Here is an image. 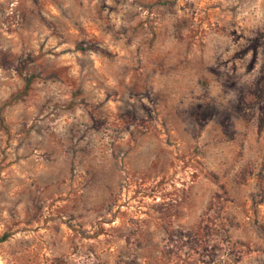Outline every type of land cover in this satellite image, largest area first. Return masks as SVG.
Masks as SVG:
<instances>
[{
    "label": "rangeland",
    "instance_id": "374dc122",
    "mask_svg": "<svg viewBox=\"0 0 264 264\" xmlns=\"http://www.w3.org/2000/svg\"><path fill=\"white\" fill-rule=\"evenodd\" d=\"M264 0H0V264H264Z\"/></svg>",
    "mask_w": 264,
    "mask_h": 264
},
{
    "label": "trees",
    "instance_id": "16d2710c",
    "mask_svg": "<svg viewBox=\"0 0 264 264\" xmlns=\"http://www.w3.org/2000/svg\"><path fill=\"white\" fill-rule=\"evenodd\" d=\"M263 80H264V78H263ZM5 238H6V236H5V235H2V236L0 237V243L3 242V241L5 240Z\"/></svg>",
    "mask_w": 264,
    "mask_h": 264
}]
</instances>
